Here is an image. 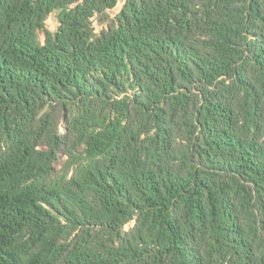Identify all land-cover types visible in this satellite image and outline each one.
I'll use <instances>...</instances> for the list:
<instances>
[{
  "label": "trees",
  "instance_id": "16d2710c",
  "mask_svg": "<svg viewBox=\"0 0 264 264\" xmlns=\"http://www.w3.org/2000/svg\"><path fill=\"white\" fill-rule=\"evenodd\" d=\"M118 3L0 0V264H264V0Z\"/></svg>",
  "mask_w": 264,
  "mask_h": 264
},
{
  "label": "rangeland",
  "instance_id": "374dc122",
  "mask_svg": "<svg viewBox=\"0 0 264 264\" xmlns=\"http://www.w3.org/2000/svg\"><path fill=\"white\" fill-rule=\"evenodd\" d=\"M125 1L126 0H119V3L117 4V6L113 10L110 11V15L115 16L122 9ZM95 24L98 30H100L103 26L100 20H96ZM57 27H58L57 12H54L51 14V16L47 20V28L51 31H54L57 29ZM41 40L42 41L45 40L44 34H41Z\"/></svg>",
  "mask_w": 264,
  "mask_h": 264
}]
</instances>
